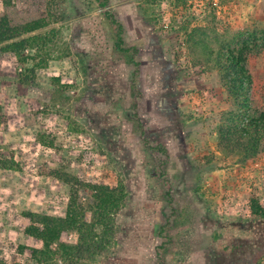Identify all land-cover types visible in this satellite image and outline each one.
I'll return each instance as SVG.
<instances>
[{
    "label": "rangeland",
    "instance_id": "rangeland-1",
    "mask_svg": "<svg viewBox=\"0 0 264 264\" xmlns=\"http://www.w3.org/2000/svg\"><path fill=\"white\" fill-rule=\"evenodd\" d=\"M51 27L45 64L0 50V264H34L42 244L25 212L63 216L75 193L92 204L52 170L128 193L102 248L57 264H264V220L250 213L252 199L264 203V143L248 160L222 148L234 107L209 59L254 34L245 64L264 112V0H65Z\"/></svg>",
    "mask_w": 264,
    "mask_h": 264
},
{
    "label": "trees",
    "instance_id": "trees-1",
    "mask_svg": "<svg viewBox=\"0 0 264 264\" xmlns=\"http://www.w3.org/2000/svg\"><path fill=\"white\" fill-rule=\"evenodd\" d=\"M64 2L65 0H0L1 53L13 57L19 65L36 61L37 65L45 64L43 56H48L60 35L59 29L51 26L61 17ZM97 2L102 8H108V0ZM105 18L116 31V48L120 52H127L122 23L108 10ZM42 30L47 31L36 33ZM242 36L237 34L233 40L222 42L217 49L210 51L209 59L219 71L220 80L234 107L227 114V121L219 128L221 146L227 153H236L248 160L256 157L262 150L264 112L253 111V78L245 64L246 51L250 49L248 45L254 44L255 35L248 34L246 40H242ZM2 124L1 120V131L4 130ZM15 165L16 162L11 160L4 167L15 169ZM51 175L66 183L73 180L74 185L87 187L92 204L88 208L84 207L75 193L70 196L63 216L36 212L23 214L27 223L25 233L42 244L40 248L31 250L34 264H57V260L71 262L85 253L102 248L110 239L115 217L128 196L123 182L116 186L93 184L69 177L58 170H52ZM169 196L172 200V195ZM250 213L254 218L264 220V203L252 199ZM68 234L75 235V242H62L63 236ZM158 259L163 261L161 255Z\"/></svg>",
    "mask_w": 264,
    "mask_h": 264
}]
</instances>
